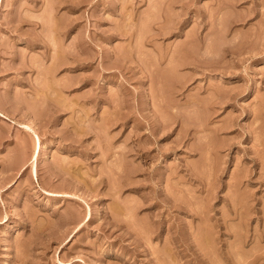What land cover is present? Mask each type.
Listing matches in <instances>:
<instances>
[{
	"label": "rangeland",
	"instance_id": "obj_1",
	"mask_svg": "<svg viewBox=\"0 0 264 264\" xmlns=\"http://www.w3.org/2000/svg\"><path fill=\"white\" fill-rule=\"evenodd\" d=\"M0 264H264V0H0Z\"/></svg>",
	"mask_w": 264,
	"mask_h": 264
}]
</instances>
